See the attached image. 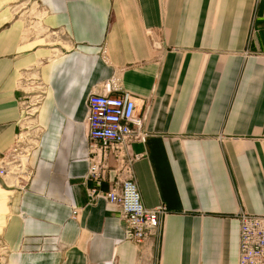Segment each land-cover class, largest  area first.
<instances>
[{"label":"crops","instance_id":"0c3cea01","mask_svg":"<svg viewBox=\"0 0 264 264\" xmlns=\"http://www.w3.org/2000/svg\"><path fill=\"white\" fill-rule=\"evenodd\" d=\"M107 84L137 98L127 156L143 205L166 208L141 244L88 198L87 97ZM23 129L0 264H238V214L264 215V0H0V160ZM121 175L110 154L100 189Z\"/></svg>","mask_w":264,"mask_h":264},{"label":"built area","instance_id":"2783aa9c","mask_svg":"<svg viewBox=\"0 0 264 264\" xmlns=\"http://www.w3.org/2000/svg\"><path fill=\"white\" fill-rule=\"evenodd\" d=\"M110 85L104 93H91L87 97V138L86 160L88 169L84 177L94 186L88 189L90 202L103 198L116 205L120 218L125 224V239L141 244L160 233L166 208L145 207L133 177L131 165L137 156H127L128 147L134 142H143L142 116L137 114V98L128 92L114 95ZM40 101V95L29 98L24 106L25 116ZM22 139L16 138L12 150L1 157L0 176L12 175L18 178L30 176L27 166L22 165L28 154L27 146H21ZM119 160L122 175L107 190H101L108 156ZM75 213V211H73ZM238 264H264V215L239 213Z\"/></svg>","mask_w":264,"mask_h":264},{"label":"rangeland","instance_id":"374dc122","mask_svg":"<svg viewBox=\"0 0 264 264\" xmlns=\"http://www.w3.org/2000/svg\"><path fill=\"white\" fill-rule=\"evenodd\" d=\"M24 110V109H23ZM27 131L28 130H25V129H23L21 132H22V135H21V139L23 140L22 141V144H21V146H28V144H29V142L27 141V139H30V136H28V135H26L27 134ZM26 132V133H25ZM25 133V134H24ZM26 135V136H25ZM25 137V138H24ZM22 165L23 166H27V161L25 160V161H22ZM18 179H24V175H19L18 176Z\"/></svg>","mask_w":264,"mask_h":264}]
</instances>
